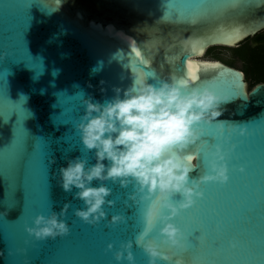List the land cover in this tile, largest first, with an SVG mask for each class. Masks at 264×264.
I'll return each instance as SVG.
<instances>
[{"label": "water", "instance_id": "95a60500", "mask_svg": "<svg viewBox=\"0 0 264 264\" xmlns=\"http://www.w3.org/2000/svg\"><path fill=\"white\" fill-rule=\"evenodd\" d=\"M234 30L239 34L223 35ZM263 31L264 0H0V264H128L114 253L129 240L135 264H148L136 239L150 202L133 204L132 185L105 182L112 189L106 199L115 205L105 204L107 218L90 225L74 214L85 207L73 198L78 189L66 193L58 183L68 160L87 156L89 165L96 162L76 130L83 99L111 100L114 88L132 84V66L148 83L158 86L175 74L227 98L218 118L228 122L223 135L216 122L200 127L204 139L215 137L213 145L226 151L235 145L228 156L230 179L202 184L204 198L172 221L188 237L184 264H264V87L253 94L264 83L249 90L241 71L202 59L210 48L235 49ZM200 46L202 55L194 51ZM189 63L220 67H200L192 79ZM237 125L247 133L231 131ZM198 146L188 153L198 155L192 177L208 170V145ZM51 159L56 163L49 166ZM64 203H70L61 217L68 235L38 241L27 233L37 215L59 213ZM117 214L126 221L110 225ZM161 226L148 239L174 255L162 242ZM233 239L239 241L235 249Z\"/></svg>", "mask_w": 264, "mask_h": 264}, {"label": "clouds", "instance_id": "9594fccd", "mask_svg": "<svg viewBox=\"0 0 264 264\" xmlns=\"http://www.w3.org/2000/svg\"><path fill=\"white\" fill-rule=\"evenodd\" d=\"M130 70L132 84L126 89L114 88L116 95L111 100L100 103L93 102L91 97L83 99L85 113L76 130L87 152L94 150L96 162L89 165L87 156L68 160L67 166L58 170V183L66 193L78 189L73 198L83 201L85 207L76 209L74 214L90 225L107 218L105 204L115 205V201L106 199L112 189L105 182H118L125 189L132 185L134 190L128 199L133 204L150 202L143 212L144 229L136 239L137 246L142 247L148 257V264L173 259L175 264H184L188 237L172 221L204 198L202 184L228 183V156L235 145L227 151L219 143L208 147V170L203 174L198 172L195 177L190 174L199 169L198 155L189 162L188 153L193 146L199 145V149L208 145L200 125L216 122L217 132L223 135L228 122L218 118L223 115L222 105L227 98L209 86L190 85L175 74L160 80L157 86L148 83V78L138 68L132 66ZM261 87L264 85L257 86L253 94ZM237 130L241 136L247 133L245 126L231 128L233 132ZM55 163V159H51L49 166ZM239 171L245 173L246 169L240 167ZM94 180L100 182L99 186H93ZM177 196L179 200L175 199ZM69 207L70 203H64L59 213L51 211L47 217L37 215L34 226H26L25 230L38 241L68 235L69 225L61 217ZM125 221L124 215L117 214L112 215L108 223L116 225ZM157 223L162 225L159 228L162 242L175 250L174 255L164 253L160 243L148 239ZM238 245V240L230 241L233 249ZM112 248L109 244L108 249ZM132 248L131 240L122 243L114 253L115 260L135 264Z\"/></svg>", "mask_w": 264, "mask_h": 264}, {"label": "trees", "instance_id": "16d2710c", "mask_svg": "<svg viewBox=\"0 0 264 264\" xmlns=\"http://www.w3.org/2000/svg\"><path fill=\"white\" fill-rule=\"evenodd\" d=\"M216 49L218 47L208 49V56L215 60H222L218 54L214 53ZM230 51L242 63L243 72L248 75L253 86L264 83V31L247 39L238 48L230 49ZM223 61L227 65L231 63Z\"/></svg>", "mask_w": 264, "mask_h": 264}, {"label": "snow or ice", "instance_id": "6c2138e0", "mask_svg": "<svg viewBox=\"0 0 264 264\" xmlns=\"http://www.w3.org/2000/svg\"><path fill=\"white\" fill-rule=\"evenodd\" d=\"M238 34H239L238 30H234V31L231 32V33H224L223 35H224L225 37H227V38H231L233 35H238ZM194 51H196L197 54L202 55V54H203V47H202V46L197 47V48L194 49ZM135 55H136L137 57H139V56L141 55V53H140L139 51H136V52H135ZM200 67H206V68H218V67H220V66H219L218 64H203V65H200V64H195V63H189V64H188V71H189V73L191 74L192 79H197V76H196V70H197L198 68H200ZM208 138H210V139H208ZM208 138L205 139V140L208 142V147L213 146V144L211 143V141L214 140L215 137H211V136H210V137H208ZM202 148H203V146L200 147V148L197 149V150H198V151H201ZM193 158H194V156H192V155H188V157H187V159H188L189 162H191V161L193 160Z\"/></svg>", "mask_w": 264, "mask_h": 264}, {"label": "rangeland", "instance_id": "374dc122", "mask_svg": "<svg viewBox=\"0 0 264 264\" xmlns=\"http://www.w3.org/2000/svg\"><path fill=\"white\" fill-rule=\"evenodd\" d=\"M214 53L215 54H219V56H220V58L222 59V60H225V61H229V62H231L230 63V66L232 67V68H235V69H238V70H241V69H243V65H242V63L232 54V52L230 51V49H222L221 50V48L220 47H218V49H216L215 51H214ZM202 59H204V60H209V61H212V57H210V56H208V53H206L203 57H202ZM247 77H248V75H247ZM249 78V77H248ZM253 83L250 81V78H249V80H248V83H247V87H248V89L250 90V89H252V87H253V85H252Z\"/></svg>", "mask_w": 264, "mask_h": 264}, {"label": "flooded vegetation", "instance_id": "af4514ba", "mask_svg": "<svg viewBox=\"0 0 264 264\" xmlns=\"http://www.w3.org/2000/svg\"><path fill=\"white\" fill-rule=\"evenodd\" d=\"M222 50V49H221ZM208 51V50H207ZM207 51H206V53H207ZM219 55V54H218ZM212 61H219V62H221V63H223L224 65H226V66H228V67H231L230 65H227L223 60H215V59H212ZM232 68V67H231ZM235 69V68H234ZM236 70H238V69H236ZM239 71H241L242 73H243V75H244V80H245V82H246V84L248 83V80H249V78L247 77V75L243 72V69H241V70H239Z\"/></svg>", "mask_w": 264, "mask_h": 264}]
</instances>
